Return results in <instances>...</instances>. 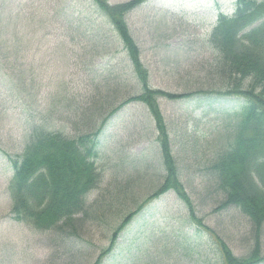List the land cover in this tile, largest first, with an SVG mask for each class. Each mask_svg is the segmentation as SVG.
Returning <instances> with one entry per match:
<instances>
[{
    "label": "rangeland",
    "instance_id": "rangeland-1",
    "mask_svg": "<svg viewBox=\"0 0 264 264\" xmlns=\"http://www.w3.org/2000/svg\"><path fill=\"white\" fill-rule=\"evenodd\" d=\"M234 3L147 0L135 8L126 22L148 70L149 85L175 93L213 87L209 70L214 53L205 41L219 12H231ZM103 15L93 0H0V264H92L120 219L112 208L116 205L124 213L139 203L114 254L101 264H223L216 239L190 221L174 192L143 203L164 174L157 134L144 103L117 107L139 91L140 84ZM12 69L25 70L24 82L18 84H33V110L48 119L47 129L74 137L77 129H87V115L89 125L102 126L95 159L100 180L86 195L88 202L99 197L111 205L112 195L121 194L117 185L130 186L128 194L136 198L118 199L110 211L88 218L83 233L72 240L61 242L54 231L37 230L9 213L13 169L5 150L19 153L27 132V125L18 120L23 104L5 88L17 84L10 77ZM208 97L156 100L196 216L241 256L251 248L250 222L238 208H219L222 195L207 175L216 149L226 141L224 116L241 102L234 96Z\"/></svg>",
    "mask_w": 264,
    "mask_h": 264
},
{
    "label": "trees",
    "instance_id": "trees-1",
    "mask_svg": "<svg viewBox=\"0 0 264 264\" xmlns=\"http://www.w3.org/2000/svg\"><path fill=\"white\" fill-rule=\"evenodd\" d=\"M93 1L122 42L121 48L126 50L132 71L139 79L140 90L118 103L117 107L130 101H140L154 120L161 158L159 162L164 174L157 179L160 182L143 203L172 191L183 203L190 221L216 239L223 264L264 262V256L260 255V238L264 229V0H236L232 14L218 15L205 41L214 53L209 70L213 87L180 93L151 87L148 70L139 59V47L126 20L135 8L147 0L113 4L107 0ZM10 77L17 84L10 82L5 88L23 104L18 120L27 125L26 135L22 134L23 142H20L22 150L13 155L9 154L8 147L5 150L13 169L9 210L12 219L28 223L37 230H52L63 242L79 237L86 220L110 211L109 207L115 205L116 200L136 199L128 194L130 186L117 185L121 194L115 192L112 195L111 205L110 200L99 197L88 202L86 195L100 180L95 159L97 136L102 126L89 125L90 117L87 115V129H77L74 137L47 129L48 119L33 110V106H37L36 98L29 91L33 84H18L24 82L25 70L18 69ZM196 94H208V98L234 95L244 100L238 110L224 116L222 123L226 141L223 147L216 149L207 167L209 179L214 182L217 193L222 195L217 204L219 208H238L250 222L251 248L241 256L234 255L223 240L211 234L212 231L196 216L192 200L180 180V168L171 151L169 130L156 100L160 96L181 99ZM195 142L193 139L191 144ZM139 204L124 213L116 205L112 208L120 219L117 218L108 245L100 249L92 264H101L104 258L114 254L116 239L138 212Z\"/></svg>",
    "mask_w": 264,
    "mask_h": 264
},
{
    "label": "bare ground",
    "instance_id": "bare-ground-1",
    "mask_svg": "<svg viewBox=\"0 0 264 264\" xmlns=\"http://www.w3.org/2000/svg\"><path fill=\"white\" fill-rule=\"evenodd\" d=\"M129 27V26H128Z\"/></svg>",
    "mask_w": 264,
    "mask_h": 264
}]
</instances>
